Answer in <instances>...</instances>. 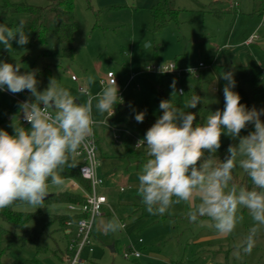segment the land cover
Wrapping results in <instances>:
<instances>
[{
	"label": "rangeland",
	"instance_id": "obj_1",
	"mask_svg": "<svg viewBox=\"0 0 264 264\" xmlns=\"http://www.w3.org/2000/svg\"><path fill=\"white\" fill-rule=\"evenodd\" d=\"M7 1L12 3L25 1L36 6L47 4V0ZM1 2L3 0H0ZM155 3L156 0H91L92 7L100 10L99 13H95L88 7L86 0H74L77 28L72 45L77 50L76 56L70 60L55 61L56 65L51 66V76L48 79H44L39 71L37 73V79L40 81L39 89L44 90L49 79L54 77L83 103L87 95L80 88H85L95 95L102 88L101 78L107 71H112L123 103H126L134 113L145 110L157 119L161 115L160 93L162 92L167 100H171L170 86L173 80L176 81V89L184 91L183 96L173 97L174 104L183 106L187 101V85L201 83L207 96L206 105L209 112H214L224 107L223 87L226 81L217 78L229 65L264 67V24L259 25V10L255 11L257 5L254 0H175V5L180 8L177 22L171 21L157 33L153 29L150 11ZM212 3L226 9L223 18L216 17L209 11ZM12 18L13 16L9 14H0V23L9 25ZM258 26L261 27L258 29ZM253 32H257L261 38L255 44H244V40ZM12 47L7 51L0 45V60L13 64L20 62L23 66L21 73L37 68L41 70L45 62L54 61L52 58L39 57L41 50L56 47L52 38L48 39L47 44L28 43L23 49L13 41ZM198 62L204 64L200 70L199 80L192 74L166 77L159 72H146L147 66L156 64L173 63L176 67H191ZM89 77L93 78L91 82ZM14 95L15 97L0 91V129L6 130L9 134H13V129L10 127L12 117L21 114L20 101L17 98L25 101L30 97L27 90L25 94ZM259 99L264 101V93ZM93 117L97 121H103L94 126V129L110 149L122 150V136L132 145L142 139L124 124L113 125L110 117L106 113L99 114L95 107H93ZM250 131H253L251 124L242 130L241 136L247 135ZM115 135L118 136L117 139L114 138ZM230 139L222 135L221 144ZM115 160L121 162L118 168L128 167L130 174L134 176L132 179H138L142 165L136 168L133 161H130L131 166H129L130 162L119 158ZM235 171L240 176L244 174L239 168ZM106 175L108 183L112 174ZM71 183L70 180L64 179L61 186L50 185L49 193L62 189L78 191L77 187L71 188ZM116 198L113 192L108 204L120 221L126 224V228L114 234L109 233L113 237L111 241L104 239L103 244H95L92 258L98 264H198L192 259L194 252H197L203 260H210L205 264H264V229L258 234L250 254L241 251L238 257L234 255L235 245L243 240L252 224L246 210L244 212L243 209L240 210V214L244 216L243 222L237 225L231 235L222 238L209 224L200 222L188 224L181 219L187 212V205L183 203L173 205L167 213L170 216L180 217L177 218L178 221L176 219L178 223L174 224L171 219L161 220L159 215H150L143 204H141L145 214L143 217L136 219L128 216L131 206L120 203L127 201L139 205L137 193L134 191L126 189L119 193L120 203ZM21 208L35 209L27 205ZM40 209L44 214L32 218L29 225L40 230L39 242L41 246L47 248V251H38L32 242L21 243L16 235L5 232L9 229V225L0 221L2 261L36 259L33 264L66 263L51 253L52 248L58 247L62 250L66 244V237L51 216L54 211L65 212L66 205L50 202ZM139 237L143 240L142 244L136 243ZM130 241L135 245V249L141 251V256L136 259L123 256ZM111 244H113V252L109 248ZM226 255L228 258L224 261ZM201 263L203 264L202 261Z\"/></svg>",
	"mask_w": 264,
	"mask_h": 264
},
{
	"label": "clouds",
	"instance_id": "obj_2",
	"mask_svg": "<svg viewBox=\"0 0 264 264\" xmlns=\"http://www.w3.org/2000/svg\"><path fill=\"white\" fill-rule=\"evenodd\" d=\"M26 26L24 18L14 27L0 23V45L10 51L15 41L23 49L29 43ZM22 67L20 62L0 60V91L30 93L28 99L19 103L23 121L30 127L23 126L17 115L10 124L13 134L0 129V210L17 202L42 208L50 185L61 186L65 168L76 166L74 161L82 149L91 151L94 126L103 123L94 119L93 107L99 114L112 117L116 106L123 102L115 76L102 81V88L95 95L83 90L87 99L81 103L54 77L40 90V70L21 73ZM220 78L226 81L224 107L209 112L202 123L196 122L197 113L189 109H195L204 98L195 94L183 106L174 104L173 97L183 96L184 91L177 90L176 81H172V99L160 101L162 115L135 145L145 147L147 156L135 187L150 215L163 216L173 205L183 203L190 222L209 224L222 238L243 222L240 210H246L252 224L235 245L234 255L238 257L241 251L252 252L264 229V109H249L241 104V96L233 90V71L222 72L217 79ZM145 116L146 112L140 111L134 118L142 123ZM249 124L254 125V130L241 136ZM222 135L238 142L229 144L227 155L220 160L216 153ZM237 168L250 179L251 187L234 182ZM93 224L104 234L125 228L115 214L94 219Z\"/></svg>",
	"mask_w": 264,
	"mask_h": 264
},
{
	"label": "trees",
	"instance_id": "obj_3",
	"mask_svg": "<svg viewBox=\"0 0 264 264\" xmlns=\"http://www.w3.org/2000/svg\"><path fill=\"white\" fill-rule=\"evenodd\" d=\"M91 0H86L88 7L91 8L95 13H99L100 10L93 8L90 4ZM258 11V14L261 18L262 12H264V0H254ZM216 3H212L209 7V11L216 17L223 18L226 13V9L215 6ZM151 15L153 18V29L157 33L161 31L167 24L171 21L178 20V14L180 8L175 5V0H156V3L150 8ZM0 14H9L13 16L11 22L9 23L10 27H14L21 18H24L27 21L26 31L29 34V43L43 45L47 44L49 38H52L56 44L55 48L43 49L39 52V57L41 58H52L53 62H45L42 69L40 70L44 79H48L51 76V66L56 65L55 61L61 59H73L76 56L77 50L72 45L74 32L77 28V24L74 17V0H47V4L44 6H36L26 3L25 1L12 3L7 0H3L0 3ZM97 16V14H96ZM261 67L248 66V65H229L226 71H233L234 78L236 81V86L233 89L235 92H238L241 96V104L246 105L249 109L255 106L257 109H264V101H260V95L264 93V77L260 73ZM166 77H175L173 75H165ZM200 79V75L198 78ZM199 95L204 98L203 103L198 104L195 109H189L194 113H197L196 122H203L209 113V108L206 105V93L204 92L201 83L197 85H187V101L193 95ZM164 99V94L160 93V101ZM119 102V101H118ZM146 112L145 119L142 123L136 122L134 116L135 113L132 112L129 106L126 103H120L115 108V114L110 117L111 123L124 124L128 129L138 134L141 138L144 137L146 131L155 123L156 118L150 112ZM162 115V112H161ZM261 119L264 120V116H261ZM252 130H254V125L251 124ZM94 139L96 144H99V139L95 137ZM122 150H110L103 151L98 155L100 157H112L123 159L126 162H136L141 159H147L146 149L141 147L139 149L134 147L129 140L122 136ZM230 139L229 141L221 144L220 149L217 151L216 156L223 160L227 155V148L229 144L237 143ZM75 167L65 168L62 173L63 180H72L80 185L84 190L90 189V183L88 180L81 177L78 165L80 159L76 158L74 161ZM234 182L237 184H244L248 187H251V181L244 173L243 176H240L236 171H234ZM84 201L82 192L72 191L68 189L59 190L53 193L49 198L45 199L44 204L55 202L67 204H81ZM21 202H17L11 207L0 210V221L5 222L9 225V229H6L5 232L12 233L18 237V240L21 243L32 242L36 245V249L40 252L47 251L46 247L41 246L39 242V232L40 230L34 229L29 225V222L32 218L43 215L44 211L40 208L34 210L22 209L23 206ZM244 212V209L242 210ZM84 213H59L51 214L53 220L58 223L59 229L64 232V222L67 220H75ZM161 220L171 219L172 223L177 224L179 216H170L167 213L163 216H159ZM177 219V221H176ZM181 219L191 223L186 216H182ZM67 237L65 234H63ZM94 235L92 232V239ZM58 247L52 248L51 251H59ZM2 250L0 251V253ZM226 252V251H224ZM64 254L71 255V252L68 250L67 245H65ZM225 258H228L226 255ZM36 259L29 261H11L4 262L0 258V264H33Z\"/></svg>",
	"mask_w": 264,
	"mask_h": 264
},
{
	"label": "built area",
	"instance_id": "obj_4",
	"mask_svg": "<svg viewBox=\"0 0 264 264\" xmlns=\"http://www.w3.org/2000/svg\"><path fill=\"white\" fill-rule=\"evenodd\" d=\"M264 23V12L260 18L259 25ZM261 37L257 32L251 33L245 40L244 44L249 45L258 41ZM173 63L168 64H156L146 67V72H159L164 75H173L179 77L185 74H192L195 78H198L200 75L201 68L204 67L202 62H198L197 65L191 67H175ZM192 69V72H189V69ZM261 76L264 77V67H261L260 70ZM114 74L112 71H107L106 74L101 78L100 84L102 81H107V79L113 78ZM72 79H75L74 76H71ZM82 91L84 88H80ZM11 96L15 97L14 94L4 91ZM88 92V91H87ZM25 94V91L21 92ZM20 102H23L22 99L17 98ZM20 120L23 126L28 127L26 122L23 121L22 114H20ZM115 138H118L116 136ZM138 141V140H137ZM135 141L134 147L137 143ZM143 147V146H142ZM91 151L82 149L80 155L76 158L80 159L78 165V170L82 178L86 179L90 183V189L84 190L76 182H73V186L77 187L83 194L84 201L81 204H67L66 207L69 212L74 213H84L83 216L75 220H67L64 222V229L67 230L68 234H72L71 238L68 240L67 248L71 252V255H67L68 264H88L87 255L92 253L94 249L92 231L94 228L93 220L97 219L103 214V207L106 204V196L98 191V187L102 183V177H100L96 172V167L99 163L98 147L95 142L94 137L91 138ZM136 148V147H135ZM141 148V147H140ZM145 148V147H144ZM139 149V148H137ZM146 149V148H145ZM73 227L75 228L73 232ZM131 242V241H130ZM136 243H143L141 237L137 238ZM141 255V251L135 249L133 242L124 250L123 256L125 258H138Z\"/></svg>",
	"mask_w": 264,
	"mask_h": 264
},
{
	"label": "crops",
	"instance_id": "obj_5",
	"mask_svg": "<svg viewBox=\"0 0 264 264\" xmlns=\"http://www.w3.org/2000/svg\"><path fill=\"white\" fill-rule=\"evenodd\" d=\"M262 24H264V23H262ZM261 26H258V29ZM251 44H255V42L251 43ZM94 134H95V137L97 139H99V141H100L99 144H97L99 153H102L103 151L106 152V151L113 150V149H110L100 139V137H98L95 129H94ZM116 136L117 135H115L114 138ZM115 139H117V138H115ZM115 159L112 158V157H100L99 156V163H98V165L96 167L97 174L100 177H102V180H103L101 185L98 187V191L100 193L104 194L106 196V200H107L105 206L103 207V214L101 215L102 217H105V218H111L114 215L113 210L111 209V206H109V204H108L111 195H113V192H115V195L117 196V198H116L117 202H119L118 194L123 192V191H125L126 189H129V190L134 191V192L137 193L135 186L138 184V179H136V178L132 179L133 175L130 174V172L128 170V167H122L121 166L120 168H118L119 164H121V162L120 161L117 162V160H115ZM75 161H76V159H75ZM145 162H146V159H141L139 161L134 162V164L136 165V168H137L138 165L139 166L143 165ZM130 164H131V162L129 163V166H131ZM107 173L108 174H112V178L109 180L108 183L106 182V176H107L106 174ZM70 181L72 182L71 183V188L75 187V186H73V182L74 181H72V180H70ZM68 190H70V189H68ZM72 191H74V190H72ZM137 199L140 202L139 205H136V203H131V202L128 203L127 201H123L121 203L119 202L122 205L123 204L130 205L131 209L129 208V213L127 215L130 216V217H134L136 219L140 218L141 216L143 217V215H145L144 211H143V208L141 207L142 202H141L140 198L138 197V195H137ZM125 202H127V203H125ZM107 210H108L109 213L107 212ZM54 213H55V211L53 212V214ZM61 213L64 214V213H70V212H69V210L66 207V211L65 212H61ZM56 214H59V211H57ZM122 223L125 225V228H126V224L124 222H122ZM125 228L123 230H125ZM74 230H75V228L73 227V232H74ZM92 232H93V235H94V237H93L94 249H93L92 253L87 255V260H88V264H98L97 261L94 258H92V254L95 252V244H97V243L103 244L104 239H107L108 241H111V239H113V237H112V235H110L111 233L110 234L109 233L108 234H104L102 231H98L95 226H94ZM63 234H65L67 236L66 237V244H65V245H67L68 244V240L71 238L72 234H68L66 229H64ZM193 241H194V239H193ZM112 245L113 244H111V246ZM64 249H65V247L62 250H59V251H51V253L56 258H58L60 261L66 262L65 264H68L67 255L64 254ZM110 251L113 252V246H112V248H110ZM134 259H136V258H134ZM192 259L197 261L198 264L201 263V261L203 262V264H205L206 262H210L209 259L203 260L198 255L197 252H194V255H193ZM224 259H225L224 261H227V258H224Z\"/></svg>",
	"mask_w": 264,
	"mask_h": 264
},
{
	"label": "water",
	"instance_id": "obj_6",
	"mask_svg": "<svg viewBox=\"0 0 264 264\" xmlns=\"http://www.w3.org/2000/svg\"><path fill=\"white\" fill-rule=\"evenodd\" d=\"M53 193H49V196L46 197L45 199L49 198ZM109 248H112V246H109Z\"/></svg>",
	"mask_w": 264,
	"mask_h": 264
}]
</instances>
